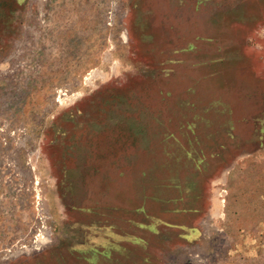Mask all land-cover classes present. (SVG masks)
I'll use <instances>...</instances> for the list:
<instances>
[{"label":"rangeland","instance_id":"rangeland-1","mask_svg":"<svg viewBox=\"0 0 264 264\" xmlns=\"http://www.w3.org/2000/svg\"><path fill=\"white\" fill-rule=\"evenodd\" d=\"M256 157L264 0H0V264H264Z\"/></svg>","mask_w":264,"mask_h":264},{"label":"trees","instance_id":"trees-1","mask_svg":"<svg viewBox=\"0 0 264 264\" xmlns=\"http://www.w3.org/2000/svg\"><path fill=\"white\" fill-rule=\"evenodd\" d=\"M189 103L192 104L193 102H189ZM206 105L204 103H202V102L199 105L198 101H194V115H193L192 118H189V115H187L188 116L186 118L187 123L182 125V128H184L187 131V134L190 132L192 134L193 138L182 139V137H181V140H179L178 138H176L174 136L173 137L172 136L171 137H167L168 142H170L169 139H172L174 141V144L177 145L179 151L185 153V155L187 157L185 159L186 162L189 163V164H192L194 166L195 172H199V169L201 168V163L205 162V158H203L202 156L200 157L199 155H197L196 148H198L200 151H202L205 147H208V146H214L215 147V145H220V141H221V139H216V137H214V134L212 136L208 135V134H209V132H215V131L219 130L220 127H219V123H218L217 120L222 115H207V114H204L206 109L207 108L209 109V105H210V109L209 110L211 112L215 113V111L213 109V108H215V102L214 101H210ZM209 110H207V111H209ZM201 128H204L205 134L199 135V134H197V132H199L198 130L201 129ZM185 144H187V146H189V148L191 146H194V150H193V148L189 149V148H186L185 146H183ZM150 150L152 151L151 148H150ZM200 154H201V152H200ZM146 158L149 159V153L146 156ZM150 158H152L151 153H150ZM170 162H171V159H169V158H168V160H165V162H164L165 166L164 167L168 166L170 164ZM198 162H199V164H198ZM141 175H142V181H143L142 188L144 190H146V193H148L147 192L148 191L147 187H150V189L153 190L154 184H155V182H157V180L155 179V174L153 173V170H148V171L144 170V171L141 172ZM171 181H173L175 184L170 185L169 182H171ZM164 183L165 182H163V184ZM167 184H168V186H166ZM175 185H177L176 181L174 179H172V178H169L167 180V182L165 183V185L162 186V188L170 189L171 187H173ZM146 195L144 194V196L142 197V200H143L144 204L142 203V206H136L135 207V208L143 209L144 212L147 209L145 202L146 201H150L149 200L150 197H147ZM96 228L97 229L100 228L99 224H97V223H95L94 229L96 230ZM103 229H106V227L105 228L102 227V230ZM142 244L145 247V245L147 244V240L145 241V243H142ZM124 255H127V254H124Z\"/></svg>","mask_w":264,"mask_h":264},{"label":"crops","instance_id":"crops-1","mask_svg":"<svg viewBox=\"0 0 264 264\" xmlns=\"http://www.w3.org/2000/svg\"><path fill=\"white\" fill-rule=\"evenodd\" d=\"M250 146H253V147H255L256 148V146H260V145H258V144H254V145H250ZM258 157H256L255 158V167H254V169H255V171L253 172V173H255V175H259L260 177H263L264 176V166L263 165H261V166H259L258 165ZM247 160V159H246ZM249 163V164H248ZM250 161L249 162H246L245 164H244V166H243V168H245V174H247V172L249 171H247V169H250ZM250 172V171H249ZM249 174H251V173H249ZM197 193H199L200 195H199V197H198V199L199 200H203V199H205L206 198V196H207V193L203 190V189H201V191H199V192H197ZM195 198H196V196H195ZM123 210H126L124 207L122 208ZM131 209H129V210H126V212L127 211H130ZM132 211V210H131ZM207 211H208V209H203V214L202 215H206V213H207ZM199 219V218H198ZM199 226H200V223L198 224ZM204 225V224H203ZM205 226V225H204ZM198 227V226H197ZM199 228V227H198ZM209 227L207 226V229H208ZM255 229H257V225H256V228ZM147 231V230H146ZM149 232V231H148ZM134 246H136V244H134ZM147 248H146V251L148 252V250H149V244L147 245H145Z\"/></svg>","mask_w":264,"mask_h":264}]
</instances>
